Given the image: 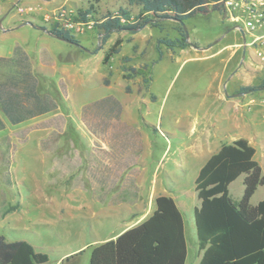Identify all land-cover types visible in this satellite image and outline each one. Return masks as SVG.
Here are the masks:
<instances>
[{"label": "rangeland", "instance_id": "obj_1", "mask_svg": "<svg viewBox=\"0 0 264 264\" xmlns=\"http://www.w3.org/2000/svg\"><path fill=\"white\" fill-rule=\"evenodd\" d=\"M26 2L27 0H23L19 5H10L7 10H0V19L8 12V15L0 22L3 28L10 27L13 20L30 17L33 11L28 14L18 11V9H26L28 6L34 8ZM90 4L94 6V13L88 15V20L92 21L93 25L83 33L72 34L77 40L78 46L44 36L25 26L6 34L0 28V38H2L0 47L7 51L12 44L18 43L27 51L30 58L35 57L37 52L44 48L57 57L58 65H60L61 58H73V55L79 54V51L95 54L102 52L104 54L116 40H121L120 53L114 55L110 62V81L114 87L126 84L130 88L139 87V91L145 88L143 79L145 80L148 74L149 59L145 60L149 57L147 44H145L146 35L152 36L153 40L161 37L160 43H164L168 47L174 42H179L183 44V49L190 46L200 50L208 49L206 53L199 51L198 55L191 53L198 58L182 68L171 92L164 98V101L162 95L167 84V77L172 69L165 70L166 73L157 79V74L162 68L156 66L153 70L150 90L156 99L149 105L150 112L147 113V107L133 106L136 128L151 134L155 132L153 137L158 138L160 142L174 145L177 140L168 135L180 131L181 127L188 129L199 121L198 117L202 116L205 109L199 104L202 101L201 94L209 85L216 88L219 78L215 74H219L222 68L220 58L229 51V45L242 43V35L232 29L233 25L223 17L221 9L212 10L211 6L206 14H196L182 24L171 20H162L160 30L146 23L135 33L125 30L113 31L104 42L101 40L102 35L97 24L108 13L115 14L119 8H126L131 15L130 20H133L137 17L139 9L128 7L126 0H99L98 3H93L92 0H58L51 7L36 6L39 13L34 18L38 24L47 29H61L60 22L54 20L46 22L44 16H51L59 8L65 7L67 11H70V18L74 19L77 17L79 9L85 10ZM184 30L188 34L187 39ZM174 36L176 37L173 38ZM220 49L225 50L221 57L204 58V56ZM156 50L158 49L155 48ZM251 53V49H246L243 61L241 60L242 51L236 54L234 63L230 64L232 66L230 73L225 74L221 83V90L223 93H230L235 83H239L240 88H254L250 92L238 93L237 91L236 93L243 95L240 104H243L245 109V135L256 149L255 159L264 174V87H261L264 66L261 68L257 61L252 60L249 55ZM151 54H155V52L152 50ZM123 56L129 57L130 61L123 62ZM74 63L75 69H77L79 60ZM243 66L245 67L242 71ZM122 67H133L136 72H126L127 78L121 79ZM232 70L238 71L240 77L230 80ZM76 75L65 89L64 97L66 98L61 99L60 92L54 93L55 101L60 105L56 106L54 110V128L52 130L48 129L47 131L44 128L35 131L28 128V130L22 131L10 129L0 132V235L8 242L24 240L30 243L35 251L47 254L48 262L46 264H55V262L88 264V252L74 251L82 243L90 240V230H94V220H84L83 217H79L76 209L69 212L59 208V205L65 202L62 195L68 188L64 186V183L55 180L56 176L62 172L59 165L62 162L63 152L75 147L77 135L73 130L78 125L83 106L95 95L88 90L89 87L97 84L98 74L93 72L92 67L82 68L81 72ZM130 76L136 78L130 79ZM56 78H58V74H56L55 80ZM136 79H139V83L135 82ZM103 82L108 81L104 79ZM180 85L185 86V89L179 99L177 90ZM85 88L87 93L84 92L83 96H80L81 91ZM96 93L106 95L111 93V90L105 87H96ZM185 102L193 104L186 107ZM209 102L210 99H207V103ZM186 111L190 112L189 116L185 115ZM4 115L2 114L6 118L5 113ZM50 116L51 114L48 115V117ZM63 118L66 120L65 122H62ZM67 118L70 121H67ZM27 124L28 122H24L22 126ZM54 159L59 164L52 167ZM187 183L183 189L188 191V194L179 197L185 203L181 212L185 225L187 249L193 251L198 250L193 208L199 204V199L194 183L191 180H188ZM242 193L243 175L229 185V194L233 200H239ZM263 199L264 186H260L251 197L250 204L255 205ZM70 206L76 207V203H71ZM191 254L194 255V252ZM193 263L195 262H191L189 257L185 264Z\"/></svg>", "mask_w": 264, "mask_h": 264}, {"label": "crops", "instance_id": "obj_2", "mask_svg": "<svg viewBox=\"0 0 264 264\" xmlns=\"http://www.w3.org/2000/svg\"><path fill=\"white\" fill-rule=\"evenodd\" d=\"M22 1L0 0V10H7L10 5H19ZM57 1L27 0V4L34 6V8L26 7L33 9L30 17L13 20L8 28H3L0 23V28L6 34L28 26L44 36L58 39L37 29L43 26L34 18L39 13L36 6L47 8L54 6ZM145 37L149 53V57L145 60L149 59V63L148 74L145 80L143 79L145 88L141 91L139 87L130 88L126 84L114 87L110 81V62L113 56L107 62H103L102 52L95 54L79 51V54H74L73 58H61V63L58 65L57 57L44 48H41L35 57L30 58L27 51L18 43L12 44L7 51L0 47V132L10 129L22 131L28 128L35 131L44 128L47 131L52 130L54 110L60 105L55 101L54 93L60 92L61 99L66 98L64 97L66 87L82 68L91 66L93 72L98 74L97 84L88 88L95 95L90 99L91 101L84 104L78 125L73 130L77 135L75 147L64 149L62 162L59 165L62 172L55 179L68 188L62 195L65 202L61 203L59 208L69 212L76 209L79 217H83L84 220H94V230H90V240L82 243L74 251L88 252L89 259L94 247L116 240L122 233L148 219L156 209L157 197H171L181 212L185 203L179 196L188 194L183 188L187 186L188 180L195 185L201 167L211 155L219 151L222 145L231 144L238 139H246L254 147L245 135V109L244 105L240 104L243 95L236 93L240 84L235 83L230 93H223L221 90L224 76L232 67L230 64L234 63L236 54L242 51L239 46L241 42L229 45V51L223 57L221 56L225 50L221 49L204 56L208 59L221 57L222 68L219 74H215L219 78L218 85L216 88L209 85L201 94L202 101L199 104L205 109L202 116L198 117L199 121L188 129L181 127L180 131L168 135L177 140L174 145L160 142L158 138L153 137L155 132L151 134L135 127L133 106L147 107L149 113V105L156 99L150 92L154 68L156 66L162 68L157 74V79L166 73L165 70L172 69L163 91L164 101L182 68L198 58L195 56L199 51L204 53L208 51L207 48L200 50L193 46L183 49L179 42L174 41L168 47L160 43L161 37L155 40L150 35ZM155 48L158 50L155 51ZM152 50L155 54H151ZM192 52L196 55H191ZM249 55L263 68L252 53ZM77 60L79 67L75 69L74 62ZM233 70L230 80L240 77L239 72ZM56 74L58 78L55 80ZM120 77L123 78L122 71ZM132 78L136 77L130 76V79ZM104 79L108 82L104 83ZM135 82L139 83V79ZM96 87H105L111 90V93L97 94ZM184 89L185 86H179L177 90L179 99ZM81 92L80 96H83L84 92L87 93L86 88ZM207 99H210L209 103ZM192 104L185 102L186 107ZM3 107L8 110L12 118L21 121L12 124L7 115L4 118ZM23 113H25L24 117ZM185 115L189 116L190 112L186 111ZM65 121L63 118L62 122ZM67 121H70L69 118ZM24 122L28 124L22 126ZM255 156L256 149L254 158ZM58 164L59 162L54 159L51 166ZM71 203H76V207H71ZM191 252H194V255ZM202 253L199 246L198 250L187 249L186 260L190 257L191 262L197 264ZM63 263L55 262V264Z\"/></svg>", "mask_w": 264, "mask_h": 264}, {"label": "trees", "instance_id": "obj_3", "mask_svg": "<svg viewBox=\"0 0 264 264\" xmlns=\"http://www.w3.org/2000/svg\"><path fill=\"white\" fill-rule=\"evenodd\" d=\"M98 3L99 0H92ZM218 0H126L128 7H137L139 13L130 20L126 8L115 14L108 13L100 23L101 40L104 42L113 31L135 33L144 24L161 29L162 20L182 24L196 14L219 10ZM94 13L90 4L79 9L75 21H87ZM121 20H124L122 22ZM97 21V20H95ZM43 29H47L42 27ZM54 37L78 46L77 40L63 29H47ZM121 40H116L104 53L103 62L119 54ZM180 47H184L180 44ZM124 57L123 62H129ZM135 68L122 67L126 72ZM264 87V77L261 81ZM254 88L242 87L238 93ZM12 124L19 123L3 107ZM255 149L246 139L224 144L211 155L199 170L195 191L199 205L194 208L193 219L198 246L203 251L197 264H264V199L256 205L250 199L256 189L264 186V174L254 158ZM243 178V193L239 200L230 197L229 185L239 176ZM153 214L138 226L122 233L116 240L108 241L92 249L88 264H185L187 246L183 216L175 201L168 196L155 200ZM48 256L35 251L24 241L8 242L0 235V264H46Z\"/></svg>", "mask_w": 264, "mask_h": 264}, {"label": "built area", "instance_id": "obj_4", "mask_svg": "<svg viewBox=\"0 0 264 264\" xmlns=\"http://www.w3.org/2000/svg\"><path fill=\"white\" fill-rule=\"evenodd\" d=\"M223 17L236 30L243 32L240 48L251 49L254 57L264 66V0H218ZM21 13H30L32 8L18 9ZM70 11L61 7L51 16L45 15L46 22L54 20L61 23V29L71 34L83 33L90 29L93 22L75 21L70 18ZM124 22V20H121Z\"/></svg>", "mask_w": 264, "mask_h": 264}, {"label": "water", "instance_id": "obj_5", "mask_svg": "<svg viewBox=\"0 0 264 264\" xmlns=\"http://www.w3.org/2000/svg\"><path fill=\"white\" fill-rule=\"evenodd\" d=\"M8 14V12L0 19V22L2 21V19L6 16ZM37 29H40V30H42V31H44V32H46L47 34H49V35H52L48 30H46V29H43V28H37ZM233 30H236L235 28H232ZM238 32H240V34L242 35V39H243V32H242V30H240V29H238L237 30ZM184 32H185V37H186V39L188 38V34L186 33V31L184 30ZM243 42H244V40H243ZM216 43V42H215ZM244 56H245V50H244V48H243V50H242V61H243V58H244ZM263 89V88H262Z\"/></svg>", "mask_w": 264, "mask_h": 264}]
</instances>
